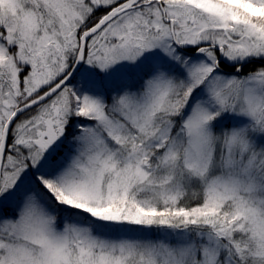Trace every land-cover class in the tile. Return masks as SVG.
Masks as SVG:
<instances>
[{"label": "snow or ice", "instance_id": "obj_1", "mask_svg": "<svg viewBox=\"0 0 264 264\" xmlns=\"http://www.w3.org/2000/svg\"><path fill=\"white\" fill-rule=\"evenodd\" d=\"M0 264H264V0H0Z\"/></svg>", "mask_w": 264, "mask_h": 264}]
</instances>
